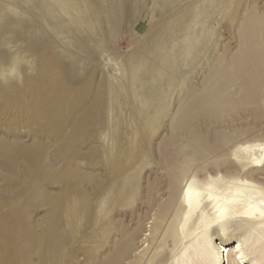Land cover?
Returning a JSON list of instances; mask_svg holds the SVG:
<instances>
[{
  "label": "rangeland",
  "instance_id": "obj_1",
  "mask_svg": "<svg viewBox=\"0 0 264 264\" xmlns=\"http://www.w3.org/2000/svg\"><path fill=\"white\" fill-rule=\"evenodd\" d=\"M190 175L264 190V0H0V264H173L221 232Z\"/></svg>",
  "mask_w": 264,
  "mask_h": 264
},
{
  "label": "bare ground",
  "instance_id": "obj_2",
  "mask_svg": "<svg viewBox=\"0 0 264 264\" xmlns=\"http://www.w3.org/2000/svg\"><path fill=\"white\" fill-rule=\"evenodd\" d=\"M243 62L245 63V60ZM243 62L242 65L244 64ZM184 170H180L182 175H184ZM175 172H171L170 175L174 182L178 180V173ZM186 179L185 185L180 189V198L188 203L189 206H195L196 200L200 199L201 196L203 197L205 192L208 198L212 199L214 213L219 219L217 221L221 232L217 234L218 238H211L212 236L210 237L207 231L201 230L198 233L199 235H196L188 242V246L175 258L173 264H186V260L191 257L189 255L190 250L193 251L192 255H202L199 256L201 259L199 264H233L232 260H235V256L237 258L234 261L236 264H239L238 260H242V264H256L250 258H248V261L245 260L241 237L233 238L231 234L226 233V226L220 216L222 217V215L242 208L243 214L251 219H256L257 224L260 223L261 226H258L259 233H262L264 238V190L258 189V187L248 181H244L245 184L243 186L233 188L231 190L233 194L228 195L226 190L229 187L217 188L216 179H209L202 184L192 175ZM199 188L202 191H199ZM262 236L258 237V239Z\"/></svg>",
  "mask_w": 264,
  "mask_h": 264
}]
</instances>
